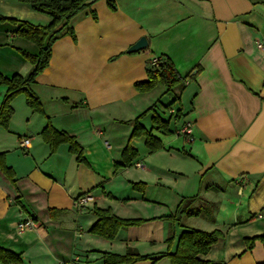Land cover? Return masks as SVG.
I'll return each mask as SVG.
<instances>
[{
  "label": "crops",
  "instance_id": "1",
  "mask_svg": "<svg viewBox=\"0 0 264 264\" xmlns=\"http://www.w3.org/2000/svg\"><path fill=\"white\" fill-rule=\"evenodd\" d=\"M101 1L106 17L94 6L72 20L77 41L62 31L49 68L32 86L49 120L34 113L26 97L19 95L12 104L9 128L0 127V154L6 155L16 174L13 185L0 171V246L21 254V264H59L76 256L82 257L83 264H105L103 253L123 256L128 248L143 256L167 253L172 234L176 236L174 253L179 237L201 226L198 230L225 234L201 260L264 264L263 243L257 241L251 251L246 243L264 235V0H116L117 12ZM0 18L40 26L52 22L18 0H0ZM18 27L0 21V74L28 79L35 68L18 52L37 56L40 50L16 35ZM117 33L125 41L113 53ZM141 37L147 38L148 47L134 54L141 55L142 76L147 78L154 58L171 60L186 78L179 100L182 104L183 96L190 106L179 110L177 120L182 124H171V133L158 131L152 121L150 128L144 125L162 141L161 150L151 152L145 138L132 140L140 153L134 162L148 160L144 167L148 174L142 179L145 190L135 191L130 185L114 190L109 185L128 167L115 168L124 147L118 151L120 161L112 164L113 148L105 141L112 137L106 133L107 122L128 124L140 114L131 121L112 115L114 99L108 100L106 90L97 89L95 56H103L106 66L117 63ZM135 82L130 84L134 87ZM153 91L132 96L145 99ZM6 92L0 86V107ZM49 122L77 139L85 163H78L67 144L51 153L42 137ZM187 124L193 126L192 141L181 134ZM128 127L127 144L132 131ZM24 140H30L27 148L22 147ZM173 158L179 167L156 168L154 159L166 164ZM107 161L114 172L109 173ZM205 178L207 184L202 186ZM151 184L159 189L155 194ZM163 189L173 195L164 196ZM195 196L201 198L194 205L201 212L199 217L185 218L178 228L157 219L175 214L184 198ZM81 198L92 200L80 207ZM95 206L110 209L121 219L147 222L123 229L114 241H107L90 233L97 221L92 212ZM28 220L35 226L20 232L19 224ZM136 264L171 262L164 258Z\"/></svg>",
  "mask_w": 264,
  "mask_h": 264
},
{
  "label": "trees",
  "instance_id": "2",
  "mask_svg": "<svg viewBox=\"0 0 264 264\" xmlns=\"http://www.w3.org/2000/svg\"><path fill=\"white\" fill-rule=\"evenodd\" d=\"M21 4L28 5L33 11L49 16L52 22L48 26L33 25L27 21L18 19L0 18V21L10 22L19 26L16 35L34 43L40 50L37 56L19 51L30 64L34 66L33 73L28 79L21 75H15L12 78H7L0 74V86L7 88L0 107V127L8 129L12 118L14 117L13 102L19 95L26 97L28 107L34 112L44 117H47L44 105L40 98L34 94L32 86L40 75H42L49 65L53 57V47L58 40L62 31L70 35L74 41H77L76 33L70 24L72 20L78 17L87 9H91L94 5L86 6L87 0H18ZM110 11L117 12L118 5L116 0H106ZM94 20L98 19L96 11H92ZM63 27L60 29V27ZM184 79L178 73L171 60L163 59L159 68L152 67L147 71V78L144 81L137 82L135 88L140 93H149L155 90L156 87L164 86L167 93L173 92ZM156 105L145 111L139 118L135 119L133 131H131L130 143L123 151L121 163L115 164L116 171L122 168L131 166L139 154L135 150L131 142L135 138H145L146 147L151 152H157L162 149V141L157 138L153 131L146 128L142 123L144 117L152 116V124L165 133H171V121H165L155 112ZM49 120V118L47 117ZM42 137L44 141L50 145L51 153H55L60 145L67 144L70 151L77 157L79 164L85 163L84 149L75 137L70 136L66 132H60L49 122L46 129L43 131ZM0 171L16 185V174L13 168L9 167L6 161V155L0 154ZM135 191H144L147 187L143 183L132 184ZM199 196L184 198L178 206L176 213L170 216L157 218L163 221L173 222L181 226L185 218L199 217L201 212L195 209L194 205L200 201ZM97 221L92 226L90 233L114 241L119 232L123 229L141 226L146 223V220L139 219H121L117 217L110 209H100L95 206L92 209ZM154 219V220H157ZM225 237L221 231L205 232L198 229L186 230L178 240L177 249L171 253L172 246L176 241V236L172 234L168 240V252L159 255L143 256L137 249L128 248L127 253L123 256L103 253L102 258L105 264H136L142 261L153 260L158 262L164 258H168L171 264H219L209 261H203L200 256L207 255L211 248ZM257 241H261L264 245V235L256 238L247 239L246 243L248 251L254 248ZM22 255L5 249L0 246V264H21Z\"/></svg>",
  "mask_w": 264,
  "mask_h": 264
},
{
  "label": "rangeland",
  "instance_id": "3",
  "mask_svg": "<svg viewBox=\"0 0 264 264\" xmlns=\"http://www.w3.org/2000/svg\"><path fill=\"white\" fill-rule=\"evenodd\" d=\"M104 1H99L97 4H95V8L99 9V11L101 12V15L105 18L106 15L103 11V8L105 7V3H102ZM94 6L92 8H94ZM103 7V8H102ZM123 34L117 33L114 34V37L112 39L113 42V47L111 48L110 52L112 51L113 53H117L119 50V46L122 45L125 41L124 36H122ZM129 50V49H128ZM127 50V51H128ZM126 51V52H127ZM102 57L99 53L97 56H95V60H96V73L98 76V80H97V89L98 90H106V97L108 98V100H110L111 98H113L114 100L111 103L110 108H112V115H115L117 117H119V119H125V120H134L137 116L135 115H141L143 112L147 111V109H149V107H153L154 105H156L155 112L159 115V117H161L162 119H164L165 121H171V124L175 127L177 125H181L182 122L178 121V115H179V110L184 108H188L190 106V101L183 99L182 96V104H181V100H179L181 98V95L184 93V89H185V81L186 78L185 76L183 77L184 79H182V82L178 85V87L171 93H162L163 91V86L160 85L158 87L155 88V90L150 94L147 95L145 97V99H142V97L134 99L133 98V94L135 93H140L139 91H135V84L137 82L140 81H144L146 80V78L144 76H142V72H141V62L140 59L141 55H137V54H125L123 55V58L119 61V62H115V63H111L108 64L107 66L102 64L101 60ZM143 58V56H142ZM127 60H138V61H134V62H128ZM130 63V64H129ZM129 64V65H128ZM152 66V63H151ZM130 69V70H129ZM150 69V68H149ZM135 82L134 87L132 84H130L131 82ZM167 91V89H166ZM72 101L75 99L74 96H71ZM117 98V99H116ZM174 111V112H173ZM138 113V114H137ZM147 117H144V121L142 123H144V125L148 128L151 127V118L152 116L149 115ZM107 120V119H105ZM108 121V120H107ZM106 121V122H107ZM112 124H109L107 122V132L108 135L109 133H112V137H107L105 139V141H108V143L112 146L113 148V156H115V158L112 161V164L114 165L117 161H120V156L118 151L121 152V150L124 147V150L127 148V146L129 145L130 141L127 144V130L125 127H128L129 131H133V122H128L127 123H122V122H116L114 123V121H111ZM116 124V125H115ZM182 132V131H181ZM182 134V133H181ZM110 136V135H109ZM131 136V134H130ZM138 139V138H135ZM138 145L137 147H139L140 150V140L137 141ZM143 142V141H142ZM123 145V146H122ZM145 146V145H144ZM122 147V149L120 150V148ZM133 147V146H132ZM146 148V147H144ZM122 150V151H124ZM136 150V149H135ZM140 157V153H138ZM137 158V159H138ZM122 159V158H121ZM164 159V158H163ZM155 163H156V168L160 169V168H165L167 167V171L169 170L168 167H170V165H173L174 167H179L180 164L177 163L178 161H175L173 158L169 159L170 161H167L166 164H163V160H158V159H154ZM140 161V160H139ZM138 162V160H137ZM145 162L147 163L148 160H145ZM145 162H141L144 167L146 168L147 165ZM106 168L108 169L109 173L110 172H114V168L112 167V169L110 170V168L108 167V161L106 164ZM146 170V169H145ZM144 169L142 168H138L136 166V162H132L131 166L128 167V170L124 173H122V175L119 176L118 181H112L111 184L109 185L110 187H112V189H117L120 187L121 190H124V185H127L128 188H131L130 186H132L134 183H142L144 181H142L143 178H145V175L148 174L146 173ZM105 171V170H104ZM207 184V178L204 179L202 186H205ZM130 185V186H129ZM150 187V191H152V194L156 193L159 189H157V187L154 184H151ZM162 192H164V196L166 197H170L173 195L172 191H170L169 189H163ZM204 211V210H203ZM141 213V212H140ZM170 216V215H169ZM169 222V221H167ZM172 226L175 225V223L173 222H169ZM192 225V224H190ZM178 224H176V227L178 228ZM197 229H201V226H196Z\"/></svg>",
  "mask_w": 264,
  "mask_h": 264
},
{
  "label": "built area",
  "instance_id": "4",
  "mask_svg": "<svg viewBox=\"0 0 264 264\" xmlns=\"http://www.w3.org/2000/svg\"><path fill=\"white\" fill-rule=\"evenodd\" d=\"M162 61H163L162 58H154L152 61V67L159 68ZM181 133L189 141L193 140V126L191 124H187ZM29 143H30V140H24L22 142V147L27 148L29 146ZM136 166L138 168L144 169V165L142 163H137ZM91 200H92L91 198H81L77 201V205L81 207L82 205H84L85 203H88ZM34 226H35L34 221L28 220L24 223L19 224V230L20 232H24L26 228H33ZM59 264H83V261H82V257L76 256L69 261H62Z\"/></svg>",
  "mask_w": 264,
  "mask_h": 264
},
{
  "label": "water",
  "instance_id": "5",
  "mask_svg": "<svg viewBox=\"0 0 264 264\" xmlns=\"http://www.w3.org/2000/svg\"><path fill=\"white\" fill-rule=\"evenodd\" d=\"M99 1H101V0H87L85 2V5L86 6L94 5ZM147 47H148L147 38L141 37V39L136 44H134L131 48H129L128 54H134V53L141 52V51L145 50Z\"/></svg>",
  "mask_w": 264,
  "mask_h": 264
}]
</instances>
